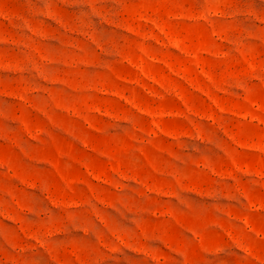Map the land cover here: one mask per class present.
<instances>
[{"label":"rangeland","instance_id":"1","mask_svg":"<svg viewBox=\"0 0 264 264\" xmlns=\"http://www.w3.org/2000/svg\"><path fill=\"white\" fill-rule=\"evenodd\" d=\"M0 264H264V0H0Z\"/></svg>","mask_w":264,"mask_h":264}]
</instances>
